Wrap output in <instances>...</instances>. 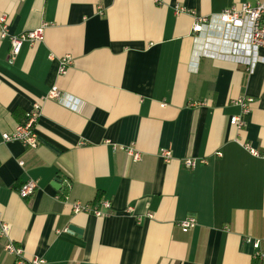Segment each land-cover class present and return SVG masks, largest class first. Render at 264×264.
Here are the masks:
<instances>
[{"label": "crops", "instance_id": "crops-1", "mask_svg": "<svg viewBox=\"0 0 264 264\" xmlns=\"http://www.w3.org/2000/svg\"><path fill=\"white\" fill-rule=\"evenodd\" d=\"M247 2L264 4L0 0L11 34L46 24L44 40L25 43L14 59L0 37V212L10 226L0 264H18L4 248L9 241L45 264H264L254 247L264 238V49L216 18ZM177 5L215 20L194 34L195 17L177 14ZM53 89L65 93L62 101L46 98ZM241 97L254 99L246 113ZM35 102L39 147L5 143L3 133ZM187 159L198 161L194 169ZM70 177V201L111 208L101 217L73 213L55 198L66 194L55 180ZM29 179L38 188L22 199ZM188 217L198 225L184 233L179 223Z\"/></svg>", "mask_w": 264, "mask_h": 264}, {"label": "built area", "instance_id": "built-area-1", "mask_svg": "<svg viewBox=\"0 0 264 264\" xmlns=\"http://www.w3.org/2000/svg\"><path fill=\"white\" fill-rule=\"evenodd\" d=\"M159 1V0H157ZM177 14L180 13H190L195 17V21L192 26V32L194 34L202 33L206 27L212 25L214 17L209 16H196L195 11H189L185 7L176 6ZM218 21L222 23L228 29L232 31H245L249 32V43L255 49H264V4L258 3L257 5H252L250 3H243L241 6H231L227 9H224L219 14L216 15ZM10 25L7 15H0V37L1 39L8 38L11 42L12 47V58L14 59L22 50V47L25 43H29L34 46L42 42L45 38V28L46 24L42 26L26 31L19 35H13L9 31ZM71 65V58L67 57L61 60L59 72L61 75H65L68 71L69 66ZM65 97V93L58 89L51 90L46 98L55 99L62 101ZM254 101L251 97H241L237 99L236 104L242 107L243 113L248 112L250 104ZM42 113V105L40 103H34L32 109L27 112L26 119L23 123L19 124L14 131L3 133V141L5 143L17 141L20 142L23 147L29 151L37 149L41 143L39 135L37 132V125L39 118ZM230 124L237 126L241 129L244 126L243 119L241 116H233L230 119ZM244 147L253 155L260 156V152L253 148L250 144L246 143ZM121 149L125 150L127 154L132 157L133 160H140V154L133 149ZM219 156H222L221 153H218ZM162 156L165 160L169 161L171 159V152L164 150ZM196 159H187L185 165L189 169H194L197 165ZM206 164V160L203 159L199 161ZM19 164L22 167L26 166L24 159H19ZM73 186L72 177L62 180L61 189L66 191V194L63 196L57 195L55 198L57 200H63L65 202H70L72 206L73 213H86L93 214L97 217L104 215L102 208L110 209V202H102L100 204H88L81 201H70L68 191L71 190ZM38 183L34 179H29L19 189V194L22 199L30 198L37 190ZM198 225L197 219L195 217H188L179 223V227L184 233H188ZM10 226L6 223L0 212V239L6 238L9 236ZM264 245V238L257 239L254 242V247L257 250V255L264 257L262 252V246ZM5 250L10 255L17 257L18 264H45L43 259L34 258L32 260H27L24 256V249L20 246H17L14 242L9 241L5 244Z\"/></svg>", "mask_w": 264, "mask_h": 264}, {"label": "water", "instance_id": "water-1", "mask_svg": "<svg viewBox=\"0 0 264 264\" xmlns=\"http://www.w3.org/2000/svg\"><path fill=\"white\" fill-rule=\"evenodd\" d=\"M61 184V181L60 180H55V185H57L59 188H60V185ZM69 231H71V232H76V233H79V234H82V230L81 229H79V228H77V227H75L74 225H71L70 227H69Z\"/></svg>", "mask_w": 264, "mask_h": 264}]
</instances>
